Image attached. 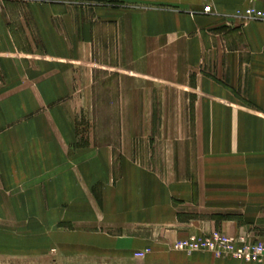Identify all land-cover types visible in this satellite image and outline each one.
<instances>
[{
    "label": "crops",
    "instance_id": "0c3cea01",
    "mask_svg": "<svg viewBox=\"0 0 264 264\" xmlns=\"http://www.w3.org/2000/svg\"><path fill=\"white\" fill-rule=\"evenodd\" d=\"M98 1L0 0V222L98 264H264L172 249L264 244V22L235 16L264 0Z\"/></svg>",
    "mask_w": 264,
    "mask_h": 264
},
{
    "label": "rangeland",
    "instance_id": "374dc122",
    "mask_svg": "<svg viewBox=\"0 0 264 264\" xmlns=\"http://www.w3.org/2000/svg\"><path fill=\"white\" fill-rule=\"evenodd\" d=\"M73 1H80L83 5H89V3L95 4L96 2H99L98 0ZM105 3H109L111 5L116 4L118 6L122 5L121 2L116 1H105ZM99 40L97 41L96 39V47L98 48L99 57H102ZM103 56H105V54ZM96 70L112 72V69L105 70L102 67H98ZM111 74L112 73H110V75ZM101 89L102 87L99 80L96 90V95L98 98L96 100L100 101L103 99L104 102H106L107 99H112V96L115 95V84H113V82L110 84L109 88L111 93H104V91ZM98 106L99 107H96V110L92 112L91 118L89 117V120L85 119L82 115L78 116V120L75 122L77 125V135H82L81 140H79V138L77 139L78 144L80 142L83 143L84 141H86L88 144L90 140L93 143L98 141L100 142L101 139L106 135V130L103 131L102 128L105 127L107 120L110 121V118L105 117V114L107 111L112 109L113 104L109 103L103 104V106ZM106 106H108L110 109L106 108ZM106 127L108 130L111 129L110 126ZM112 127L113 130L110 131L115 133L116 125H113ZM97 128H99L98 141H96ZM48 230H50V227L47 226L46 221L42 220L35 222H17L13 220L4 221L2 223L0 222V264H98L95 259L84 260L80 259L77 255L64 256V254L56 252L54 249H49L52 248V242L50 244V240L47 236Z\"/></svg>",
    "mask_w": 264,
    "mask_h": 264
},
{
    "label": "built area",
    "instance_id": "2783aa9c",
    "mask_svg": "<svg viewBox=\"0 0 264 264\" xmlns=\"http://www.w3.org/2000/svg\"><path fill=\"white\" fill-rule=\"evenodd\" d=\"M203 11L210 12L211 6H204ZM235 16L264 22V10L253 6L237 10ZM172 249L186 253L207 251L218 258H235L246 262L264 260V244L261 241L248 240L243 235L229 236L220 231L178 240L173 244ZM139 255L142 256L143 253Z\"/></svg>",
    "mask_w": 264,
    "mask_h": 264
},
{
    "label": "trees",
    "instance_id": "16d2710c",
    "mask_svg": "<svg viewBox=\"0 0 264 264\" xmlns=\"http://www.w3.org/2000/svg\"><path fill=\"white\" fill-rule=\"evenodd\" d=\"M116 5V4H115Z\"/></svg>",
    "mask_w": 264,
    "mask_h": 264
}]
</instances>
